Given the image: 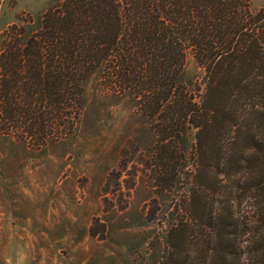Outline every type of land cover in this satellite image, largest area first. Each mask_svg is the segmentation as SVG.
Masks as SVG:
<instances>
[{
  "label": "trees",
  "instance_id": "obj_1",
  "mask_svg": "<svg viewBox=\"0 0 264 264\" xmlns=\"http://www.w3.org/2000/svg\"><path fill=\"white\" fill-rule=\"evenodd\" d=\"M251 0H58L0 44V133L41 148L74 132L93 69L154 133L147 167L170 190L194 129V171L160 264H264V8ZM190 49L201 69L181 77Z\"/></svg>",
  "mask_w": 264,
  "mask_h": 264
},
{
  "label": "rangeland",
  "instance_id": "obj_2",
  "mask_svg": "<svg viewBox=\"0 0 264 264\" xmlns=\"http://www.w3.org/2000/svg\"><path fill=\"white\" fill-rule=\"evenodd\" d=\"M57 2L0 0V44L12 23L37 30ZM200 74L188 49L181 77L190 90ZM79 103L74 132L47 146L0 133V264H160L191 185L194 129L180 137L173 187L157 193L147 167L154 133L133 95L109 89L93 69Z\"/></svg>",
  "mask_w": 264,
  "mask_h": 264
}]
</instances>
